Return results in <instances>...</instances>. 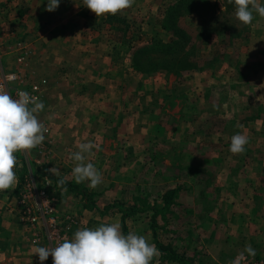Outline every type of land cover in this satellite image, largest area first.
<instances>
[{"label":"rangeland","instance_id":"obj_1","mask_svg":"<svg viewBox=\"0 0 264 264\" xmlns=\"http://www.w3.org/2000/svg\"><path fill=\"white\" fill-rule=\"evenodd\" d=\"M36 1L0 0V64L8 73L21 71L30 74L33 81L47 80L42 98L45 107L36 114L46 128L45 140L34 149L15 153L17 180L9 190H12L14 199H19L16 211L21 213L25 209L20 202L29 193L28 185L34 186L47 192L57 221L65 228L69 238L77 229L118 222L123 234L143 235L155 245L150 228L152 211L128 218L125 228L121 213L112 210L104 214L103 211L114 202L126 207L154 206L161 209L163 195L177 188L179 192L174 205L157 218L156 231L162 243L170 245L193 264H244L238 263L236 258L242 252L249 253L248 248H256L254 255H249L252 257L248 258L249 264H264V180L263 187L258 189L228 188L225 186L228 172H223L224 168L237 164L234 157L226 156V153L233 154L229 151L230 139L237 133L245 135L248 143L242 155L235 157L244 160V165H250V153L246 154V151L255 148V144L257 146V142L254 144L252 141V135L257 130L250 122L243 123L248 117L242 120L239 115H234L238 119L231 125L222 119L225 111L217 109L214 127L218 140L211 138L210 142H205V150L215 154L210 157L189 148L198 136L186 132L183 127L172 138L168 131L161 130L157 122L153 125V120L132 124V118L124 115L119 118L111 116L107 124L98 122L89 126L88 111L81 103H76L73 109L65 105L70 97L65 85L68 63L61 54L68 50V45L62 40L50 43L47 38L46 43L40 41L39 38L44 35L40 36L38 32V23L48 21L45 14L38 11ZM62 1L67 7L59 11L56 19L71 15L74 22H81L80 32H83L80 36L91 45L88 48L92 54L99 52L106 56L113 53L112 61V57L116 60L132 51L134 54L137 48L150 43L156 35L160 39L168 38L162 23L168 8L177 0H134L132 6L122 12L100 17L84 7L82 0ZM209 1L214 3L216 0ZM220 1L228 5V10L222 7L217 10L198 9L179 19L181 27L194 38L192 57L200 69L213 68L219 61L221 65L233 64L234 86L238 91L245 86L250 95L254 94L256 87L261 89L258 95L264 106V19L254 14L252 23L244 25L236 19L234 5L229 0ZM34 5L35 9L31 10ZM39 6L42 8V5ZM256 30H261L262 34L253 33ZM252 34L259 39L256 42L246 41ZM18 43L23 44L27 53L23 63L18 62ZM86 45L82 44V47ZM139 61L136 71L140 75L148 76L152 83L155 78L162 82L165 80V73L159 76L145 73L149 65L144 58ZM246 69H251L256 76L252 77L254 73ZM55 74L60 79L57 86ZM218 96L214 94L215 101H220ZM260 102L253 105V117L258 112L264 114L259 107ZM83 122L84 125L81 124ZM72 127H78L80 132L74 133ZM259 131L264 132V125ZM85 142L96 146L88 160L103 178L95 188H89L87 181L77 184L71 176L74 162L70 153L77 151L78 145ZM197 144H200L199 141ZM256 150H260L258 154L263 158L259 162L264 164V140L258 143ZM251 160L253 165L257 158ZM46 173L60 180L63 178L64 183L70 182L86 189L93 195L92 202L99 211L86 208L81 196L56 186ZM253 176L254 173H242L241 178H247L243 185ZM261 178L264 179V174ZM249 193L255 205L242 197ZM240 197L242 200H239ZM31 201L34 203L33 199ZM34 205L36 207L37 202ZM36 214L42 215L40 211ZM39 230L46 235L44 226ZM39 246L46 245L42 243ZM160 257L159 253L152 264H177ZM49 259L52 260V257Z\"/></svg>","mask_w":264,"mask_h":264},{"label":"crops","instance_id":"obj_2","mask_svg":"<svg viewBox=\"0 0 264 264\" xmlns=\"http://www.w3.org/2000/svg\"><path fill=\"white\" fill-rule=\"evenodd\" d=\"M46 3L47 0H37L35 2L38 11L45 14V20L48 21L38 23L40 25L38 26V32H40V36L44 35L39 39L42 43L48 42L47 38L50 43L54 40H62L68 45V50L61 54L62 59L68 63L66 65L67 79L65 85L66 89L69 90L70 97H66L65 105L67 108H76V103H81L84 106L83 109L88 111L86 116H88L87 123L89 126H94L98 122L107 124L111 116L119 118L124 115L132 118V124H143L148 120H153V125L157 122L161 130L168 131L169 137L172 138L183 127L186 132L198 136V140H195V144H192L189 148L198 153H203L202 156L208 157L215 156L214 153L205 150L207 147L205 142H210L211 138L218 140L215 135L216 127H214L216 125L217 109L220 108L225 111L222 119L231 125L235 124L236 119H238L234 115H239L242 120L243 117L247 116L248 118L243 123L250 122L252 126L256 127L257 132L252 135V141H254V144L257 142V146L255 144V148L246 151V154L247 152L250 153L248 157L250 165H244V160L235 157L242 155V153H226V156L234 157L237 164L234 163L232 166L223 169V172H228L225 186L228 188L240 186L246 188V190L253 187L257 189L263 187L264 179L261 178V175L264 174V164L259 162V159L263 157L258 154L260 150L256 149L258 143L264 140V132L259 131L261 126L264 125V114L258 112L259 114L253 117V105L255 102H260L258 94L261 89L256 87L253 95L247 92L245 86L238 91L234 86L235 84H233V64L221 65V61H219L213 68L191 71L181 78L174 77V75H165L163 82L159 78H155L154 83H152L149 80L151 78L146 75L142 76L136 71L133 62V51L123 58L120 57L115 60L112 57V61L110 58L113 53L106 56L99 52L92 54V50H89L91 45L87 43L85 38L82 39L80 36L83 32H80L81 22L78 23L77 20L74 22L71 15H66L64 18H60V16L58 20L56 19L55 16L59 11L67 7L66 3L64 4L60 0L58 8L52 12L46 10ZM39 5H42V8H39ZM32 8L35 9V5L30 7L31 10ZM262 31L256 30L253 33L261 35ZM256 37L252 34L246 41L256 42L259 39H256ZM77 40L80 42L77 43ZM82 44L87 45L82 47ZM79 48L82 50H79ZM77 62H80V65H77ZM250 70L246 69L247 72H252ZM160 74L162 73H155L154 75L159 76ZM251 76L255 77L256 74H251ZM58 80H60L59 75L55 74L56 86L59 85ZM178 80H181V82H177ZM214 94L219 95L220 101H215ZM259 107L263 112L262 102H260ZM74 116L75 114L73 118ZM74 123L76 122H72V124ZM81 124L84 125V122ZM72 128L74 133L80 132L78 127ZM198 141L200 144H197ZM261 146L260 148L263 149ZM251 151L254 153H251ZM218 155L220 154L218 153ZM253 158H257V161L252 165L251 159ZM242 173H254L253 179L243 185V181L247 178L242 179ZM11 191H0V264H40L37 255L33 254L35 248L42 243L49 247L55 245L47 241V235L41 233V230H34L22 219V214L16 211V203L19 202V199H14ZM242 197L251 205H255V203H252L253 197L250 193L246 197ZM239 200H242L241 197ZM64 233L65 239L69 238L66 230ZM249 255L251 254L242 252L237 256L251 259L252 257ZM49 258L43 264H52V260Z\"/></svg>","mask_w":264,"mask_h":264},{"label":"clouds","instance_id":"obj_3","mask_svg":"<svg viewBox=\"0 0 264 264\" xmlns=\"http://www.w3.org/2000/svg\"><path fill=\"white\" fill-rule=\"evenodd\" d=\"M134 0H82V5L96 17L115 15L132 6ZM234 5L236 19L244 25L252 23L254 14L264 18V2L260 0H229ZM60 0H47L46 10L55 11ZM45 105L38 97L19 91L17 98L0 91V191L9 190L16 183L15 153L29 151L45 140L46 128L37 119V113ZM248 143L241 133L230 139L229 151L243 153ZM96 146L92 142L80 143L78 150L70 153L74 162L71 176L75 183L87 181L89 188L102 183V174L88 160ZM55 171V169H51ZM64 183L63 178L59 181ZM249 254L254 250L248 248ZM40 264L49 256L52 264H152L159 250L143 235L129 232L123 234L118 222L98 227L77 229L71 238L63 239L55 246H38L34 253Z\"/></svg>","mask_w":264,"mask_h":264},{"label":"trees","instance_id":"obj_4","mask_svg":"<svg viewBox=\"0 0 264 264\" xmlns=\"http://www.w3.org/2000/svg\"><path fill=\"white\" fill-rule=\"evenodd\" d=\"M224 4L225 3L220 0H216L214 3H211L209 0H177L168 8L162 23V28L166 32L168 38L160 39L159 35H156L150 43L137 48L133 54L135 68L139 69V60L144 58L149 65L148 67L146 66V70H144L147 74L165 73L179 78L183 74L199 70L200 66L194 60L191 53L194 38L181 27L179 19L185 14L193 13L198 9L217 10V8L222 7L228 10V5L225 6ZM45 175L50 177L56 186H60L62 189H67L70 192L81 196L86 208L99 211L96 204L92 202L93 195L86 189L73 185L70 182L61 184L59 182L60 179L57 177H53L49 173H46ZM178 192L179 189L177 188L167 191L162 197L163 207L161 209L154 206L126 207L119 202H114V204L107 207L103 213L107 214L112 210H117L122 214V226L125 228V221L128 218L134 217L139 213L152 211L153 215L150 218V228L155 247L159 250L160 258L177 264H193L191 261L174 251L170 245L162 243L156 231L157 218L165 214L166 211L174 205V200Z\"/></svg>","mask_w":264,"mask_h":264},{"label":"built area","instance_id":"obj_5","mask_svg":"<svg viewBox=\"0 0 264 264\" xmlns=\"http://www.w3.org/2000/svg\"><path fill=\"white\" fill-rule=\"evenodd\" d=\"M18 62L23 63L27 53L22 43H18ZM47 86V80L33 81L30 74L18 71L16 73L6 72L2 64H0V91L7 92L13 98H17V93L21 90L28 92L30 95L38 97L42 101ZM29 193L25 194L20 202V205L25 209L22 210V219L28 223L34 230H39L42 226L45 228L46 239L52 245H56L65 239V228L59 225L56 213L51 205L49 195L46 191L38 190L34 186L28 185ZM37 202V209L32 203ZM36 211H40L42 215H37ZM238 263L243 262L249 264L250 261L246 257H237Z\"/></svg>","mask_w":264,"mask_h":264}]
</instances>
